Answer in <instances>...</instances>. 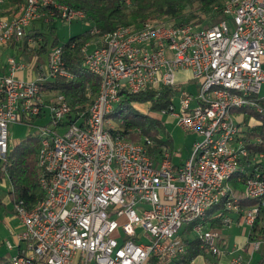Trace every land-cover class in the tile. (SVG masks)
I'll use <instances>...</instances> for the list:
<instances>
[{"label": "built area", "instance_id": "1", "mask_svg": "<svg viewBox=\"0 0 264 264\" xmlns=\"http://www.w3.org/2000/svg\"><path fill=\"white\" fill-rule=\"evenodd\" d=\"M221 14L209 27L148 20L104 34L92 29L100 39L83 45V63L100 85L87 111L45 86L72 74L60 46L42 55L37 49L47 40L30 33L36 20L71 22L84 19L83 11L55 0H26L19 11L0 17V53L9 43L19 48L0 70V160L8 152V124L32 122L43 193L31 206L13 202L22 224L17 239L25 245L11 264H71L77 255L82 264H151V257L169 264L186 251L179 231L187 225L201 248L221 254L219 234L205 227L204 218L228 196L225 207L238 210L228 180L248 152L232 111L264 97V0H225ZM161 86L177 90L160 113L183 131L201 134L178 163L164 146L151 155L150 139H128L108 117L123 90ZM46 113L48 120L37 122ZM243 184V196L257 200L241 213V223L251 227L264 213V170H254ZM146 232L147 243L141 241ZM244 244L239 249L245 255L228 264H254L253 253L264 250L261 238L247 235ZM6 246L12 243L6 240Z\"/></svg>", "mask_w": 264, "mask_h": 264}, {"label": "trees", "instance_id": "2", "mask_svg": "<svg viewBox=\"0 0 264 264\" xmlns=\"http://www.w3.org/2000/svg\"><path fill=\"white\" fill-rule=\"evenodd\" d=\"M55 1L74 10L83 11V20L89 22L91 27L82 33L69 37L62 44H58L57 37H53L50 46L51 48L54 46L62 48L66 67L71 72L72 77L69 79L58 77L45 86L63 93L69 102L79 110L87 111L92 98L98 93L100 85L99 78L93 75L83 63L82 47L87 40L96 36L91 32L92 29L97 28L101 34H104L119 25L136 27L145 21H161L162 18L174 23H190L194 26L209 27L223 18L221 7L225 0ZM25 2L26 0H1L0 17L19 11ZM30 33L41 35L38 30H32ZM48 49L50 48L45 43L44 46L37 49V52L45 55ZM26 57L29 58L30 55L26 54ZM176 90L175 87L169 86H161L158 90L148 88L137 93L123 90L120 101L114 106L108 117L113 122L119 123L116 126L117 131L123 133L128 139L132 141H139L143 137L150 139L152 141V146L149 149L151 155L158 153L162 146L171 151L173 140L165 131V124L160 112L167 107ZM134 103H148L150 112L139 110ZM254 103L232 111L234 115L240 118L244 146L248 152L247 156L240 162L238 170L228 180L229 185L230 182L234 183L233 187L230 185L232 193L233 191L240 193L238 185L243 184L245 178L254 170H264V161H262L264 159H253V156L258 153L264 154V97L255 98ZM250 116H253L254 119L252 124L249 123ZM134 134L137 135L136 139H133ZM38 146V136H27L8 151L5 160L1 162L0 176L2 173L7 174V181L10 186L7 195L10 202L23 200L24 203L31 206L42 199L43 193L38 188L40 173L37 162ZM235 197L238 207L236 212L225 207V202L229 196L221 199L207 210L204 218L207 229L220 227L225 218L233 217L231 213L235 214L239 220L243 209L257 203V200L248 199L243 195L236 194ZM2 202L0 197V207ZM181 233H192L190 225H187ZM248 236L251 239H264V213L258 216L253 225L249 227ZM180 237L184 240L186 251L169 264H190L194 263L193 261L199 255H205L206 252L204 248L200 247L198 238L194 236ZM149 262L155 264V258L151 257ZM216 263L217 260H214L213 264ZM0 264L11 263L7 257L0 255ZM254 264H264V250H262L259 260Z\"/></svg>", "mask_w": 264, "mask_h": 264}, {"label": "rangeland", "instance_id": "3", "mask_svg": "<svg viewBox=\"0 0 264 264\" xmlns=\"http://www.w3.org/2000/svg\"><path fill=\"white\" fill-rule=\"evenodd\" d=\"M163 19L164 18H162V20ZM36 27L39 29L41 35H43L45 39L47 40L48 48L51 49L50 44L54 36L57 37L58 44H62L69 37L82 33L86 29H89L91 27V24L80 18L74 19L71 22H67L58 17H54L50 21L45 22V23L43 21L42 22L36 21ZM99 39L100 38L98 36H93L92 38L87 40L88 47H93L94 45H96ZM186 87H189V89L196 91L195 85H190L189 83L186 85ZM178 102L179 100L176 98V101H175L176 106H178ZM134 105L137 108H139V110H142L143 112H150L148 108L149 107L148 103H134ZM161 118L163 119V123L165 124V131H167V133L171 136L173 140V147L171 149L173 161L176 163L183 161L185 158L188 157L191 151L193 142L196 139L201 138V134L197 132L183 131L176 125L175 120H173L172 116L170 115L167 116V115L162 114ZM237 119H239V117H237ZM47 120H48V115L46 113V116L43 119H39L37 122H45ZM249 121H250V124L254 122L253 116H250ZM112 123H114L115 126L119 124L115 122H112ZM7 130H8L7 151H10L21 140H23L27 136L34 135L37 131V127L35 125L29 124L26 122L15 121V122H11L8 124ZM136 130L138 129L136 128ZM136 138H137V135L134 134L133 139H136ZM1 162L2 161H0V167H1ZM230 185L233 187L234 183L230 182ZM238 186H239L238 188H240V193L233 191V195H236V194L243 195L244 184H240ZM9 188L10 186H9V182L7 181V174L2 173L0 176V197L3 200L1 207H0V240H4V241L6 239L11 240L9 228L7 226L8 223L10 222V225L12 226V228L16 229V228H19L18 220H20L18 216L11 213L10 207H12L13 202L7 201V198H6L8 197L7 191ZM220 227L218 228L216 227L211 230H213L219 235H223L225 239L228 240L227 250L230 253H234L237 250H239L238 248L234 249L233 244L236 243L238 245H241L242 247V245L244 244L242 242L246 239L248 235L249 227L244 224H242L240 227H237L234 222L230 224L222 223ZM184 228L185 226H183L180 229L179 231L180 236L184 238L187 236L192 237L193 236L192 233H181ZM150 237L151 236L146 232L141 238V241L147 243L148 241H150ZM217 242L219 243V238ZM261 252L262 250L255 251L253 253V259H252L253 262H257L259 260V258L261 257ZM0 255L7 256V252L4 250L3 246L0 247ZM206 256L210 261H212L213 255L210 252H208Z\"/></svg>", "mask_w": 264, "mask_h": 264}, {"label": "crops", "instance_id": "4", "mask_svg": "<svg viewBox=\"0 0 264 264\" xmlns=\"http://www.w3.org/2000/svg\"><path fill=\"white\" fill-rule=\"evenodd\" d=\"M36 21H41L42 22L43 20L42 19H39V20H36ZM36 21H34L31 24L30 30L31 31L32 30H38V32H40L39 29L36 27ZM17 47H18V44L9 43V44H7L6 46H4L2 48V51L0 53V65H1L0 70L4 71V69H5V67H3V66H5V57L7 55L18 53L19 48H17ZM18 75H20V73H18ZM185 75H187V73H185V72L179 73V76H180L181 80H182V78ZM187 84H189V83H187ZM187 84H185L184 86L186 87ZM190 85H191V83H190ZM6 198H7V201H10L8 197H6ZM10 210H11V213H13L12 207H10ZM231 214L233 215V217H231L232 222H234L237 227H240L242 225L241 220L240 219L237 220V218L235 217V214H233V213H231ZM7 226L9 228L11 240L10 239H6V240H8V241H10L12 243V248H8L6 246V240L5 241L4 240H0V247L3 246L4 250L7 252V256H5V255H3V256H5V257H7L9 259L12 255H14L18 251H20V249L23 248V246L25 245V243L23 241H19L17 239V234L22 230V224H21L20 220H18V226H19V228H16V229L12 228V226L10 225V222L8 223ZM246 239H247V237H246ZM246 239L242 243H245L246 242ZM242 243H240V244H242ZM218 245H219V247H220V249H221L222 252H221L220 255H218V256L216 255L217 258H215L216 256L214 257V255L211 253L213 255V259H212V261H209L207 259V257H206V254L208 252L205 251L206 252L205 255H203V256L202 255H199L196 258V260L193 261L194 264H213L214 260H217V263L216 264H228V259L230 257H232L234 255H237L239 253H242L243 255H245L244 251H242V250L239 249V246H241V245H238L236 243L233 244V248L234 249H237L238 248L239 250H237L234 253H230L227 250V248H228V240H226L223 235H219V243H218ZM220 256H223V257H220ZM71 264H82V259L77 255L73 259V261H72ZM89 264H94V263L90 262Z\"/></svg>", "mask_w": 264, "mask_h": 264}]
</instances>
